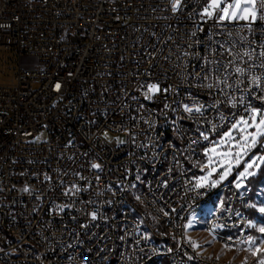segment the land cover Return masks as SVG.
Wrapping results in <instances>:
<instances>
[{
	"label": "built area",
	"instance_id": "1",
	"mask_svg": "<svg viewBox=\"0 0 264 264\" xmlns=\"http://www.w3.org/2000/svg\"><path fill=\"white\" fill-rule=\"evenodd\" d=\"M206 2L181 0L173 11V0H0V53L19 59L9 85H0V264H106L116 249H123L118 264L153 263L155 254H169L174 264H231L206 261L185 238L190 210L218 188L227 199L208 229L230 247L250 245L247 182L194 185L204 149L233 113L246 116L228 98L261 106L248 89L262 94L250 83L264 77L262 58L243 53L264 50V22L251 32L245 22L222 29L199 15ZM227 32L244 37L231 53V41L220 47ZM216 62L220 71H209ZM250 64L248 73L234 72ZM149 85L158 89L150 99ZM161 134H171L165 148H157ZM159 162H167L164 175H157ZM139 180L146 189L131 197ZM123 203L132 211L118 220ZM153 203H162L161 212ZM226 226L237 236L226 235ZM167 230L177 239L163 245Z\"/></svg>",
	"mask_w": 264,
	"mask_h": 264
},
{
	"label": "snow or ice",
	"instance_id": "2",
	"mask_svg": "<svg viewBox=\"0 0 264 264\" xmlns=\"http://www.w3.org/2000/svg\"><path fill=\"white\" fill-rule=\"evenodd\" d=\"M181 0H173L172 9L176 11L180 6ZM202 19L205 22L208 19L214 21V26H218L222 29H227V26L230 24H236L239 21H244L245 23L241 25L242 28L247 29L249 32L253 31L252 25L256 23L257 20L264 22V0H207L205 6L202 11L199 13ZM222 34V33H221ZM227 36L229 40H226L223 44L220 45L221 48L225 47V44H228L231 41V44L225 49L229 53L232 52L233 47L238 44L240 41L244 39V37H239L238 39L233 38V34L231 32H227ZM264 49V44L260 46ZM253 54L258 55V57L262 58L261 67H264V50L256 53L255 49L251 51H245L243 53L244 56H247L249 60L252 59ZM213 62L209 61V65ZM232 61H229V64H232ZM218 65L216 68H209V71L219 72V62H216ZM254 65H249L247 68L235 67L234 72L239 75H244L248 73ZM219 80V77H217ZM223 83H225L226 87H231L227 84V77H225ZM251 85L255 86L260 90L262 94L256 95L251 92V88L248 89V94L252 96L253 99H258L261 102L260 107H256L252 105V101L248 100L245 102L243 96L236 98L234 96L229 97L227 103L236 108L238 105H243V111L246 113L245 116H239L237 119L238 113L232 114V120L234 122L230 123V126H227V130L223 131L220 135L218 141L214 142L213 147L210 149H206L205 155L208 157L207 163L204 164L201 170L210 169L207 171V174L199 177L194 185V188H201L205 184H211L212 187H215L221 181L227 179L228 174L231 172V161L234 159L236 164L240 163V159L242 155H247L252 152V149L259 146L260 148H264V77L261 76H252ZM209 88L212 87L211 84L208 85ZM56 88L59 89L60 85L57 84ZM158 91L156 85H149L148 92L145 94L146 98H151V93ZM185 111L192 112L193 109L185 106ZM196 112H201V108H195ZM221 120H226L225 117L221 116ZM225 125H212V129L215 130L217 127H224ZM254 129V131H248L249 129ZM238 133L239 138L235 136L233 133ZM201 136L204 140H209V136L201 132ZM223 148L224 151H218V149ZM211 153L212 155H208ZM214 157H221L219 160V165L223 168V171L219 173L218 179H211L213 174L217 172V168L214 166L217 161L214 160ZM225 161L229 163L225 166ZM259 161V163L257 162ZM246 167L244 171L239 173L241 178H246L247 176L255 175L254 172L250 171L253 168H259L261 164H264V155H256L252 153L249 156V159L245 162ZM93 168L99 169L101 167L100 164H93ZM238 188L241 186L239 183L236 185ZM28 191L27 188L24 189ZM79 189H77L78 191ZM71 191V190H70ZM67 194V193H66ZM62 210V209H61ZM261 212H264V208L260 209ZM168 213H165L167 215ZM93 219H95V215L93 214ZM191 222H189V226ZM259 232L264 233V227H260ZM255 240H249V244H254ZM193 247H199V245L193 244ZM261 249L257 248L253 255L257 252H260ZM192 257H189L191 259ZM246 264V261H245ZM259 264H264V259L259 260Z\"/></svg>",
	"mask_w": 264,
	"mask_h": 264
},
{
	"label": "rangeland",
	"instance_id": "3",
	"mask_svg": "<svg viewBox=\"0 0 264 264\" xmlns=\"http://www.w3.org/2000/svg\"><path fill=\"white\" fill-rule=\"evenodd\" d=\"M239 22H244V21H239ZM22 62L23 64H26L28 66H32V67L37 66L36 65L37 62L34 59L23 58ZM18 66H19V59L15 53H8V54L0 53V85H9V81L11 80V77L18 70ZM248 131H254V129L250 128ZM233 134L237 136V138H239L238 133L234 132ZM105 137L109 141H113L115 139L122 140V138H120L119 136H115L111 134H106ZM219 138L220 136L214 138L210 142V145L204 149L203 165L206 164L208 160V157L205 155L206 149H210L211 147H213L214 142L218 141ZM40 139L41 140L47 139V135L42 133ZM218 151H224V149L221 148L218 149ZM252 153H255L258 156L264 155V148H260L259 146H257L256 148L252 149L251 153L247 155H242L239 164H236L235 160L233 159L231 161L232 170L228 174L227 179L221 181L216 186L222 185L226 183L228 180L233 183L246 181L248 186L251 185V187L253 188L252 199L255 201V204L258 209L256 212L257 215L256 217H254V221L256 224L254 227V232H252V238H251V240H255V243L250 244L247 248L239 247L237 249H226L215 243L212 239L207 238L202 233L206 217L210 214L211 211L218 209V201L221 202L226 201V196H227L226 193H222L218 195L216 198L212 200L209 206L201 207L198 211H196L188 220L187 229H186L188 239L194 241L196 245H199L201 250L204 253H206V255L236 264L244 263L245 261L246 264H259V260L264 259V233H261L258 230L260 227H264V212L260 211V209L264 208V164H261L259 168L250 169V171L254 172L255 175L247 176L246 178H241L239 176V173L244 171L246 167L245 162L249 159V156ZM208 155H212V154L209 153ZM220 159L221 157H214V160L217 161V163L214 165L217 168V172L213 174L211 178L213 180L218 179L219 173L223 171V168H221L219 165ZM257 162L259 163V161ZM228 163H229L228 161H225V166H227ZM209 170L210 169H204L200 171L196 175L195 180L197 181L199 177L206 175L207 171ZM257 176L258 178L256 180H251L253 178H256ZM250 181H252V183H250ZM189 222H191L190 226H189ZM257 248L261 249V251L253 255V252H255ZM162 263L171 264L169 260H165L162 261L161 263H156V264H162Z\"/></svg>",
	"mask_w": 264,
	"mask_h": 264
},
{
	"label": "bare ground",
	"instance_id": "4",
	"mask_svg": "<svg viewBox=\"0 0 264 264\" xmlns=\"http://www.w3.org/2000/svg\"><path fill=\"white\" fill-rule=\"evenodd\" d=\"M170 113H178V106H170ZM169 142H171V134H161V137L157 139V148H165ZM125 152H133V145H125ZM165 171H167V162H159L157 164V175H164ZM235 183L227 181V185H234ZM146 189V180H139L137 182H133L131 185V197H139V192L144 191ZM226 193V188H218L215 191H212L211 195L207 197V199L201 204L199 207H195L190 210L188 219L184 221V228L187 229V223L190 217L198 211L201 207L209 206L214 198L218 195ZM227 199V196H226ZM220 203L218 201V209H215L210 212V214L206 217L204 222V228L202 233L207 237L212 239L218 245L226 248V249H237L239 247H230L229 241L218 238V234L216 231L208 229L209 225L215 220L217 214H220ZM244 203H248V216L245 217L244 229L247 231V240L252 238V228H251V216L250 212L253 208L252 200H251V191H247V195H244ZM162 203H153V212H161ZM132 211V203H123L118 211V220H125L127 218V212ZM141 232H149V225H141ZM226 235L228 236H237V228L234 226H226ZM185 238L187 243L193 247L195 244L194 241L189 240L187 237V230L185 231ZM171 239H177V232L175 230H167V236H162V244L170 245ZM153 243H161V236H153ZM193 251L198 254V256H202L206 258V261H214L216 260L219 263H231L224 261L219 258H214L206 255L200 247H193ZM123 249H116L115 254H109V259L106 260V264H118V258H122ZM169 260V254H155V261L149 264L161 263L162 261ZM174 264V262H170ZM163 264V263H162ZM190 264H197V261H190ZM236 264V263H231ZM238 264V263H237Z\"/></svg>",
	"mask_w": 264,
	"mask_h": 264
},
{
	"label": "crops",
	"instance_id": "5",
	"mask_svg": "<svg viewBox=\"0 0 264 264\" xmlns=\"http://www.w3.org/2000/svg\"><path fill=\"white\" fill-rule=\"evenodd\" d=\"M251 200H252V204H253V208H252V210H251V212H250V216H251V219H252V216H253V219L251 220V228H252V232H254V227H255V221H254V217H256V215H257V206H256V204H255V201L251 198ZM254 237V236H253Z\"/></svg>",
	"mask_w": 264,
	"mask_h": 264
},
{
	"label": "trees",
	"instance_id": "6",
	"mask_svg": "<svg viewBox=\"0 0 264 264\" xmlns=\"http://www.w3.org/2000/svg\"><path fill=\"white\" fill-rule=\"evenodd\" d=\"M263 169V168H262ZM262 171V170H261ZM261 173V172H260ZM259 173V174H260ZM259 176V175H258ZM258 176L256 178H253L251 180H256L258 178ZM250 183H252V181H250ZM249 187L251 188L250 191H251V198H252V194H253V188L251 187V185H249Z\"/></svg>",
	"mask_w": 264,
	"mask_h": 264
},
{
	"label": "water",
	"instance_id": "7",
	"mask_svg": "<svg viewBox=\"0 0 264 264\" xmlns=\"http://www.w3.org/2000/svg\"><path fill=\"white\" fill-rule=\"evenodd\" d=\"M243 187H244V184L242 183L241 186H240V188H243Z\"/></svg>",
	"mask_w": 264,
	"mask_h": 264
}]
</instances>
